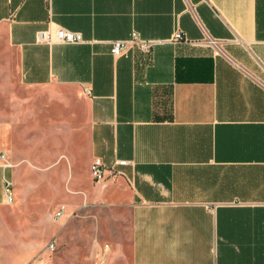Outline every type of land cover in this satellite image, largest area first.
<instances>
[{
	"label": "crops",
	"instance_id": "crops-1",
	"mask_svg": "<svg viewBox=\"0 0 264 264\" xmlns=\"http://www.w3.org/2000/svg\"><path fill=\"white\" fill-rule=\"evenodd\" d=\"M0 27L25 86L83 94L84 165L128 161L82 194L131 210L133 264H264V0H0ZM57 27L84 42L39 40ZM134 32L151 50L113 56ZM2 153L0 243L14 203Z\"/></svg>",
	"mask_w": 264,
	"mask_h": 264
},
{
	"label": "rangeland",
	"instance_id": "rangeland-1",
	"mask_svg": "<svg viewBox=\"0 0 264 264\" xmlns=\"http://www.w3.org/2000/svg\"><path fill=\"white\" fill-rule=\"evenodd\" d=\"M87 123L80 90L22 83L18 51L0 27V144L12 163L14 198L3 212L13 237L0 243V252L11 253L14 264H95L105 244L106 264H133L131 210L84 205L82 193L100 185L79 144ZM62 206L66 213L58 219Z\"/></svg>",
	"mask_w": 264,
	"mask_h": 264
},
{
	"label": "built area",
	"instance_id": "built-area-1",
	"mask_svg": "<svg viewBox=\"0 0 264 264\" xmlns=\"http://www.w3.org/2000/svg\"><path fill=\"white\" fill-rule=\"evenodd\" d=\"M39 40L48 44H80L84 42V37L82 33L74 32L62 27H57L55 29H50L48 31H44L39 33ZM173 42L186 41L182 32L175 33ZM212 45H216V41H211ZM154 41H149L143 39L139 36L138 33H132L131 37L125 41H115L112 44L111 53L113 56L117 57L124 53H126L132 47H136L142 52H149L151 48L154 46ZM2 160L5 162L4 168L9 169L12 167V163L9 161L6 153L1 154ZM128 161L119 160L113 163L111 166H107L101 158H95L91 164V175L93 180L96 183H104L107 180L116 181L119 175H122V172L118 170V167L128 165ZM5 184V194L8 203H12L14 201L13 198V183L10 179H4ZM66 213V206H62L56 211V218H62ZM47 249L49 251H54L55 243L52 242L48 245ZM111 251V247L108 244H105L101 251L96 255L95 264H106L108 259V254ZM28 264H33L28 263Z\"/></svg>",
	"mask_w": 264,
	"mask_h": 264
}]
</instances>
